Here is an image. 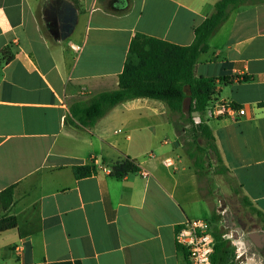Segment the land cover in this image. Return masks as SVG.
<instances>
[{
	"label": "crops",
	"instance_id": "0c3cea01",
	"mask_svg": "<svg viewBox=\"0 0 264 264\" xmlns=\"http://www.w3.org/2000/svg\"><path fill=\"white\" fill-rule=\"evenodd\" d=\"M218 1L0 0V193L14 187L0 219L18 223L0 233V264H191L176 233L213 212L201 194L205 161L200 179L187 152L198 149L169 109L129 100L85 127L71 108L119 88L137 34L189 46ZM196 75L216 80L205 119L226 175L264 216V0L231 11ZM224 100L246 115L213 116ZM126 156L140 170L111 176ZM92 165L95 174L76 178V166Z\"/></svg>",
	"mask_w": 264,
	"mask_h": 264
},
{
	"label": "trees",
	"instance_id": "16d2710c",
	"mask_svg": "<svg viewBox=\"0 0 264 264\" xmlns=\"http://www.w3.org/2000/svg\"><path fill=\"white\" fill-rule=\"evenodd\" d=\"M247 3L249 0H219L214 6L212 15L196 27L194 41L189 46H180L137 34L132 39L124 69L119 76V88L98 94L85 103L73 106L71 108L73 118L85 127H93L112 108L125 101L139 98L160 101L169 109L180 138L183 139L190 133L186 127L192 125L191 132L194 140H204L207 150L216 159V174L226 175L228 169L223 164L215 137L205 119L207 108L216 93V80L197 77L196 66L200 56L208 51L209 40L228 19L231 11ZM3 55L6 63L12 59V56L5 51ZM261 106H264V103ZM193 112L199 113L198 123L192 116ZM187 152L194 162L197 175L202 179L204 177L203 154L207 151L200 149L193 154ZM139 170L136 161L126 156L112 168L110 174L121 179ZM95 173L94 165L74 168L77 179L90 177ZM235 192L239 193L237 190ZM13 201L14 187L0 193V206L3 211H8ZM241 202L253 215L264 220L263 214L252 206L247 197H242ZM219 219L220 216L213 212L211 224H217ZM17 226V219L14 216L4 215L0 219V233L14 230ZM211 231L216 240L212 264H235L232 259L231 244L223 239V231L218 227H211Z\"/></svg>",
	"mask_w": 264,
	"mask_h": 264
},
{
	"label": "rangeland",
	"instance_id": "374dc122",
	"mask_svg": "<svg viewBox=\"0 0 264 264\" xmlns=\"http://www.w3.org/2000/svg\"><path fill=\"white\" fill-rule=\"evenodd\" d=\"M196 123L199 122V115L195 117ZM192 125L188 129L190 133L183 139L186 147L191 151L198 149L206 150L202 153L205 161L206 181L200 183L201 194L211 203V210L220 216L217 224H211V215L206 219L211 227H218L223 231V235H228V241L233 251L232 259L235 264H264V246L258 247L251 245L246 234L257 231L264 234V227L260 219L253 215L235 193V184L231 182L227 175H217L215 172L216 159L206 148L205 141L202 139L194 140L191 132ZM241 222L247 226L242 233L240 225L233 226ZM240 256V258H238Z\"/></svg>",
	"mask_w": 264,
	"mask_h": 264
},
{
	"label": "built area",
	"instance_id": "2783aa9c",
	"mask_svg": "<svg viewBox=\"0 0 264 264\" xmlns=\"http://www.w3.org/2000/svg\"><path fill=\"white\" fill-rule=\"evenodd\" d=\"M246 111L239 109L232 101L224 100L213 109V116L232 117L245 116ZM166 166L173 167L172 159H166ZM147 177L146 172L143 173ZM229 240L228 235H223ZM177 244L183 247L191 264H212L215 251V237L211 231V224L207 220H189L183 223L176 233ZM240 258V256L238 257Z\"/></svg>",
	"mask_w": 264,
	"mask_h": 264
},
{
	"label": "water",
	"instance_id": "95a60500",
	"mask_svg": "<svg viewBox=\"0 0 264 264\" xmlns=\"http://www.w3.org/2000/svg\"><path fill=\"white\" fill-rule=\"evenodd\" d=\"M76 24V17H74L73 20L68 22L64 26V33L62 34V38L66 39L74 30ZM198 112H193V116L196 117L198 116ZM250 239L252 240L253 243H255L258 247H263L264 246V234H261L257 231H253L249 234Z\"/></svg>",
	"mask_w": 264,
	"mask_h": 264
},
{
	"label": "flooded vegetation",
	"instance_id": "af4514ba",
	"mask_svg": "<svg viewBox=\"0 0 264 264\" xmlns=\"http://www.w3.org/2000/svg\"><path fill=\"white\" fill-rule=\"evenodd\" d=\"M238 224H239L240 227H241L240 231H242V233H244V231L247 229V226H246L245 224H242L241 222L238 223ZM246 236H247V238L249 239V241L251 242L250 244H251V245H254L253 242H252V240H251L250 237H249V234H246Z\"/></svg>",
	"mask_w": 264,
	"mask_h": 264
}]
</instances>
